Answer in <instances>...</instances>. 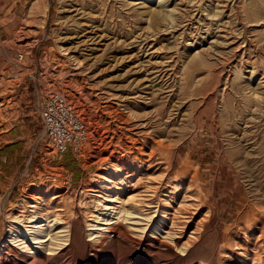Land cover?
<instances>
[{
	"label": "rangeland",
	"instance_id": "obj_1",
	"mask_svg": "<svg viewBox=\"0 0 264 264\" xmlns=\"http://www.w3.org/2000/svg\"><path fill=\"white\" fill-rule=\"evenodd\" d=\"M53 90L89 126L82 156L44 136ZM34 212L68 244L6 242ZM0 248V264H264V0H0Z\"/></svg>",
	"mask_w": 264,
	"mask_h": 264
},
{
	"label": "bare ground",
	"instance_id": "obj_2",
	"mask_svg": "<svg viewBox=\"0 0 264 264\" xmlns=\"http://www.w3.org/2000/svg\"><path fill=\"white\" fill-rule=\"evenodd\" d=\"M80 37V36H79ZM78 43V42H77ZM147 70V69H146ZM157 74V73H156ZM151 82V81H150ZM161 87V86H160ZM170 113V112H169ZM121 115V114H120ZM169 118V117H168ZM166 121V120H165ZM166 123V122H165ZM162 124V123H161ZM111 134V133H110ZM136 146V145H135ZM109 158V157H108ZM107 160V159H106ZM109 180V179H108ZM107 182H110L108 181ZM127 180V179H125ZM114 181V180H113ZM129 183V182H128ZM128 183H126L125 181H121L119 182L117 185L122 184V186H126ZM136 184V183H135ZM134 185V184H132ZM111 186L107 187L105 189L104 194L102 195L103 197V201H111V192L113 191L111 188ZM119 187V186H118ZM121 187H119L120 189H122ZM128 187V186H127ZM124 188V187H123ZM137 190V189H136ZM135 190V191H136ZM120 191V190H119ZM121 194H125V198L126 199V206L127 207V212L126 210H124L126 213L128 214H132V215H139L141 216V210H143L141 207L142 203L145 204V198L143 200V196L142 199L140 197L137 196H126V192L125 190H121L120 191ZM130 192V191H129ZM131 193V192H130ZM120 194V195H121ZM134 194V193H133ZM137 194V193H136ZM119 195V194H118ZM142 195V194H141ZM124 197V196H123ZM145 197V196H144ZM121 199V198H120ZM123 199V198H122ZM121 199V200H122ZM120 201V200H118ZM25 204H27V206L29 208H34L35 206H33L31 204V202H25ZM102 204V203H101ZM148 204V203H147ZM151 204V203H150ZM123 205V204H122ZM146 205V204H145ZM176 206V205H175ZM110 207V206H109ZM28 208V209H29ZM153 208V207H152ZM149 209V208H148ZM33 210V209H32ZM146 210V209H145ZM44 211V210H43ZM144 212V211H143ZM61 213V212H60ZM64 213V212H63ZM120 213H121V209H120ZM125 213V214H126ZM147 213V212H146ZM144 213V214H146ZM127 214V215H128ZM13 215V214H12ZM131 215V216H132ZM149 215V214H148ZM145 216L146 218L148 217ZM119 216V214H118ZM143 216V215H142ZM143 216V217H144ZM150 216V215H149ZM152 216V215H151ZM52 217V216H51ZM61 217V215L59 216V218ZM18 218V217H17ZM57 218V217H56ZM132 218V217H131ZM145 218V219H146ZM117 219V218H116ZM130 219V218H129ZM128 219V220H129ZM149 219V218H148ZM62 220V219H60ZM105 222H107L110 219H104ZM138 221V219H137ZM65 222V221H64ZM130 222V221H129ZM18 223V222H17ZM17 223L15 222H11L9 225V229L7 232V239L6 242H10L11 244H14L16 247L20 248L23 252H26L27 254L32 255V257H35L36 255H38V253L41 252V250H51L52 246L55 244H59L61 242H64L66 244H68V242L71 240V234H70V229L69 226H67L68 224H63L59 222V219H51L50 216L48 215V213H44L41 216L38 215L37 213H33L32 216H30V220H29V224H27V227L25 230H15ZM137 226V225H136ZM19 227V226H18ZM109 228V227H108ZM114 228V227H113ZM161 228L165 229V227L161 224ZM100 229V227H99ZM98 230V229H97ZM96 230V231H97ZM100 231V230H99ZM98 231V232H99ZM121 231V230H120ZM120 234V232H118ZM122 233V232H121ZM94 234V233H93ZM122 236L128 240L129 239V235L125 232L122 233ZM132 239V238H131ZM102 240V239H101ZM127 240H125L127 242ZM5 241L2 243H6ZM114 242V241H112ZM132 242V241H130ZM63 243V244H64ZM174 243V242H173ZM120 244V243H119ZM121 244H125L121 242ZM152 244V243H151ZM117 245V244H116ZM129 245V244H128ZM128 245H126L128 247ZM59 246H61L59 244ZM63 246V245H62ZM54 247V246H53ZM117 249V248H116ZM0 252H1V248H0ZM127 254V253H126ZM124 256V255H123ZM134 256V254L132 255ZM87 258V257H86ZM124 258V257H123ZM37 259V258H36ZM121 259V258H120ZM129 259V258H128ZM160 259V258H159ZM164 263V262H163ZM102 264H111L110 262H104ZM120 264H130L128 260L126 259H122V261H120ZM142 264V263H139Z\"/></svg>",
	"mask_w": 264,
	"mask_h": 264
},
{
	"label": "built area",
	"instance_id": "obj_3",
	"mask_svg": "<svg viewBox=\"0 0 264 264\" xmlns=\"http://www.w3.org/2000/svg\"><path fill=\"white\" fill-rule=\"evenodd\" d=\"M23 58V55H20ZM40 120L44 136L58 154L73 153L82 156L90 141L87 122L76 105L59 91H45L41 94Z\"/></svg>",
	"mask_w": 264,
	"mask_h": 264
}]
</instances>
